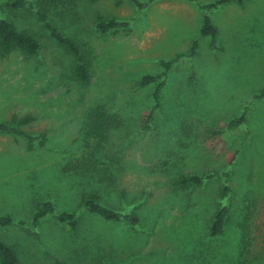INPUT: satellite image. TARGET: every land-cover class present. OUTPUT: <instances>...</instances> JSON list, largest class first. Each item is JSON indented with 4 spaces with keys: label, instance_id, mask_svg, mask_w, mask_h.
Here are the masks:
<instances>
[{
    "label": "rangeland",
    "instance_id": "rangeland-1",
    "mask_svg": "<svg viewBox=\"0 0 264 264\" xmlns=\"http://www.w3.org/2000/svg\"><path fill=\"white\" fill-rule=\"evenodd\" d=\"M213 1L155 0L138 10L129 0H60L50 20L80 47L87 85L73 76L72 52L33 15L1 14L42 42L37 55L0 56V119L32 114L26 129L48 132L33 151L24 137L0 132V216L12 217L0 223V240L21 264H264V97H256L264 88V0L208 13L200 7ZM206 13L219 29L214 50L201 34ZM99 15L130 20V28L102 33ZM177 54L146 125L155 85L140 79ZM98 105L113 121L108 142L87 164L83 126ZM245 110L248 120L229 130ZM226 171L231 190L223 195ZM189 172L220 176L173 187ZM92 190L123 212L136 210L139 222L89 213L81 198ZM47 201L54 212L32 225ZM222 203L227 221L213 237L208 226ZM61 211L75 212V228L58 219Z\"/></svg>",
    "mask_w": 264,
    "mask_h": 264
},
{
    "label": "trees",
    "instance_id": "trees-1",
    "mask_svg": "<svg viewBox=\"0 0 264 264\" xmlns=\"http://www.w3.org/2000/svg\"><path fill=\"white\" fill-rule=\"evenodd\" d=\"M59 1L60 0H4L0 2V56L6 57L15 50H19L26 56H34L39 53L42 45L40 36H38L33 29L19 28L14 21L1 15L6 12H26L33 15L35 20L44 26L52 39L56 40L59 44L72 52L74 57V63L72 65L73 76L81 84L87 85L90 81V74L80 47L73 39L65 36L61 30L50 20V13L52 10H54V7L59 3ZM129 1H131L138 10H144L155 0ZM231 2L243 3L244 0H215L211 3L200 4V7L205 9L208 13L209 10L213 8H219L220 6ZM207 13L203 18L201 34L204 37L210 38V48L214 50L219 46V29L215 24L213 17ZM130 25V20L118 19L115 17L106 18L102 15H99L96 20V28L102 33H108L111 30L114 32L119 30H129ZM197 47L198 41L195 40L193 41L189 54L193 55L196 52ZM182 56L183 54H177L173 59L160 60L162 72L158 74L148 73L143 75L140 79L139 84L141 86L155 85V89L152 93L154 103L147 116L148 121L146 122V125L149 123V120H152L155 116L154 113L156 109L160 107L161 97L163 89L166 85L168 72L173 69V66L180 60ZM256 97H264V88L260 94L256 95ZM35 120L36 117L32 114H13L9 120L0 119V132L24 137L27 141V148L31 151L36 150L38 147L45 145L48 132L45 131L36 134L35 132L27 130L26 126L30 125ZM247 120L248 112L245 110L241 116L233 118L228 123V129L234 130L243 125ZM112 121L113 116L108 113V111L102 105H98L87 115L83 126V144L88 148V150L82 155V157L86 158L88 161L87 164L89 163V158L95 157L96 154L100 152L108 142ZM215 132L217 133L219 131L217 130ZM91 160L92 159H90V161ZM91 167H95L93 162H91L90 168ZM223 174L224 186L222 187V193L223 195H227V193H229L231 190L230 184H228L231 173L226 171ZM223 174H221V176ZM218 176H220V174L217 172L204 175L191 172L180 173L172 180V185L178 189L192 188L195 186H200L207 182V180L216 178ZM81 206H83L89 213L98 215L105 221L115 223L126 221L131 225H135L140 220V215L136 210H133L129 213L123 212L117 209L111 203L103 201L100 194L93 190L85 193L82 196ZM53 212L54 207L50 201L42 203L33 217L32 225H37L40 219ZM228 212V205L226 203H222L208 226L211 236H218L223 232L225 223L227 221ZM57 216L60 221H67L73 228L76 227L77 220L75 212L61 211ZM11 222L12 217L9 215L0 216L1 224L6 225L10 224ZM0 264H21V260L16 249L2 240H0ZM56 264L70 263L63 259L57 258Z\"/></svg>",
    "mask_w": 264,
    "mask_h": 264
}]
</instances>
